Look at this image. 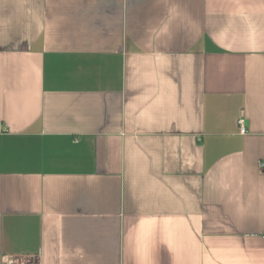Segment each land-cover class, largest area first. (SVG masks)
<instances>
[{"label":"crops","instance_id":"crops-1","mask_svg":"<svg viewBox=\"0 0 264 264\" xmlns=\"http://www.w3.org/2000/svg\"><path fill=\"white\" fill-rule=\"evenodd\" d=\"M263 161L264 0H0V264H264Z\"/></svg>","mask_w":264,"mask_h":264},{"label":"built area","instance_id":"built-area-1","mask_svg":"<svg viewBox=\"0 0 264 264\" xmlns=\"http://www.w3.org/2000/svg\"><path fill=\"white\" fill-rule=\"evenodd\" d=\"M239 125H240V128H241V132L244 134L246 129H245V124H244V120H239ZM260 167H261V170L264 172V161L260 163Z\"/></svg>","mask_w":264,"mask_h":264}]
</instances>
